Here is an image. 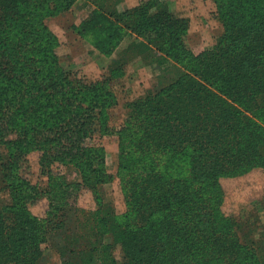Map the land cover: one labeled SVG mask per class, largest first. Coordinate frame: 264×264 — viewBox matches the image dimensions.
Returning a JSON list of instances; mask_svg holds the SVG:
<instances>
[{
	"label": "trees",
	"instance_id": "obj_1",
	"mask_svg": "<svg viewBox=\"0 0 264 264\" xmlns=\"http://www.w3.org/2000/svg\"><path fill=\"white\" fill-rule=\"evenodd\" d=\"M213 1L223 30L198 55L184 44L186 19L158 0L122 13L95 3L82 27L104 54L130 31L161 54L162 67L173 60L178 68L157 91L128 103L115 130L127 208L117 218L100 199L110 176L104 148L94 143L115 132L106 115L117 104L111 81L62 69L45 24L76 0H0V146L8 150L0 175L11 198L0 210V264H44L52 232L79 264H264V240L253 239L225 203L222 182L264 170V0ZM33 151L48 178L43 188L20 174ZM59 166H73L79 179L67 181ZM83 190L95 209L76 205ZM42 198L45 217L30 209ZM69 213L75 231L65 229Z\"/></svg>",
	"mask_w": 264,
	"mask_h": 264
},
{
	"label": "rangeland",
	"instance_id": "obj_2",
	"mask_svg": "<svg viewBox=\"0 0 264 264\" xmlns=\"http://www.w3.org/2000/svg\"><path fill=\"white\" fill-rule=\"evenodd\" d=\"M95 1V2H94ZM149 0H76L73 6L64 12L48 17L45 24L57 38L55 53L60 66L85 81H111L117 104L108 108L106 115L111 128L117 130L127 119L128 103L145 98L154 93L162 83L177 76L176 62L169 60L164 67L160 65L161 54L148 49L144 40L130 31L110 55L102 53L95 45L96 34L91 31L81 33L82 27L92 16L96 5H102L119 13L134 9ZM176 17L186 19L188 29L184 44L193 54L198 55L210 50L222 33V26L216 16L213 0H158ZM97 3V4H95ZM143 43L146 47L141 45ZM173 64V65H172ZM165 68V70H164ZM94 143L103 146L106 171L110 180L99 186L102 203L109 206L117 218L125 215L127 208L119 177V141L116 131L113 134L97 137ZM8 150L0 146V164L5 161ZM40 152H30L24 161L20 174L33 185L41 188L48 185V178L41 174L39 166ZM57 171L67 181L79 179V173L73 166H59ZM225 203L234 208L238 217L245 222V228L257 241L264 240V170L255 169L235 178L223 179ZM6 178L0 175V210L11 204L10 190ZM76 205L93 210L96 202L90 192L81 191L77 195ZM32 213L45 217L48 209L47 198L30 207ZM65 229L77 230L75 214L65 218ZM80 243L86 240H79ZM44 264H79V257L64 249L61 234L49 233L48 242L43 244ZM117 260H121L119 248L114 251Z\"/></svg>",
	"mask_w": 264,
	"mask_h": 264
}]
</instances>
